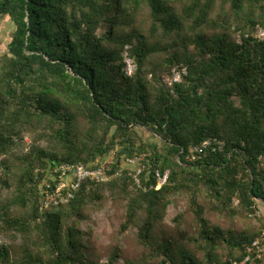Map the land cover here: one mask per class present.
Instances as JSON below:
<instances>
[{"label": "trees", "instance_id": "16d2710c", "mask_svg": "<svg viewBox=\"0 0 264 264\" xmlns=\"http://www.w3.org/2000/svg\"><path fill=\"white\" fill-rule=\"evenodd\" d=\"M4 15L15 29L0 49V232L22 241L0 244V264L244 259L264 232V219L248 222L264 202V39L255 35L264 0H0ZM175 66L188 74L169 87L162 76ZM211 137L224 149L189 160ZM112 152L110 175L122 157L144 155L149 169H170L168 183L151 188V176L145 189L123 171L42 207L51 167L93 168ZM105 186L125 207L121 231L136 228V256L120 243L98 252L80 226ZM179 198L184 208L169 225L166 209ZM248 264H264V254Z\"/></svg>", "mask_w": 264, "mask_h": 264}, {"label": "built area", "instance_id": "2783aa9c", "mask_svg": "<svg viewBox=\"0 0 264 264\" xmlns=\"http://www.w3.org/2000/svg\"><path fill=\"white\" fill-rule=\"evenodd\" d=\"M255 35L258 39H264V26H258ZM137 70L138 64L131 55L130 46L126 45L124 50V71L126 75L133 76ZM187 74V66H175L163 74V82L169 87H173L176 83L182 82L184 76ZM224 147L225 142L223 140L211 137L195 145L188 159L194 160L198 155H202L208 151H221ZM109 163L104 162L99 166L90 168L82 162H62L51 167L47 172V177L42 182L44 194L42 207L46 209L68 203L76 197L77 193L86 183H105L110 181L116 173L123 171L133 177L136 185L145 189L147 186L144 185L143 180L148 182L152 176L155 179V183L150 184V187L160 188L168 183L171 174L168 168L162 169L156 166L149 169L147 164L144 163V155L122 157L120 169L114 175H110L107 171ZM263 254L264 232L249 247L247 256L242 260H233L232 264H248L255 256L261 257Z\"/></svg>", "mask_w": 264, "mask_h": 264}, {"label": "rangeland", "instance_id": "374dc122", "mask_svg": "<svg viewBox=\"0 0 264 264\" xmlns=\"http://www.w3.org/2000/svg\"><path fill=\"white\" fill-rule=\"evenodd\" d=\"M14 29V23L9 16L4 15L0 18V49L3 53L8 51V44L11 41ZM236 37H238V35ZM159 58L161 57L159 56ZM31 140L32 136L26 133L24 136L22 147L24 150L28 148ZM114 155L115 154L113 152L108 154L104 159H102L103 163L111 162L114 159ZM117 174L119 173H116L115 175ZM104 192L106 194L105 201L86 208L85 214L87 216V220L81 222L80 226L82 229H91V231L93 232V244L98 252L106 254L111 247L120 243L123 245L125 253L127 255L136 256V253L140 250V247L135 238L136 228L131 226L127 228L126 231H121V225L125 220V207L120 200L114 199L110 195L111 190L109 187L105 186ZM178 200L180 201L178 203L179 205L175 206L173 204H170L166 209L165 221L169 225H173V217H175L178 211L184 208V201H181V198H179ZM259 206L261 211H257L256 215L253 216L252 219L248 220V222L252 225H255L256 227H263L261 225L260 219H264V202H261V204L259 203ZM20 211L22 213L24 212L23 209ZM211 218L215 223H226L214 213L211 215ZM21 241L22 239L20 236L14 240L11 235L0 232V244L14 242V245L18 246ZM117 264H124V261L121 260Z\"/></svg>", "mask_w": 264, "mask_h": 264}]
</instances>
